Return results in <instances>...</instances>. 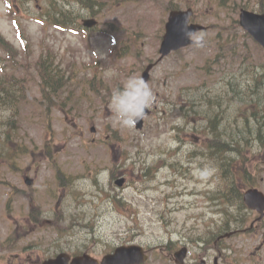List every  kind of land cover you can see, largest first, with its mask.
Segmentation results:
<instances>
[{
  "label": "rangeland",
  "instance_id": "rangeland-1",
  "mask_svg": "<svg viewBox=\"0 0 264 264\" xmlns=\"http://www.w3.org/2000/svg\"><path fill=\"white\" fill-rule=\"evenodd\" d=\"M53 1L0 0L2 93L13 96L7 99L12 102L0 105V189L19 184L20 176L9 168H40L51 184V174L61 169L68 219L64 231H56L58 226L43 214L37 231L24 219H4L0 205V264H20L17 256L30 258L26 264H39L57 248L78 252L85 242L102 256L128 240L147 248L144 264H175L167 253L179 247L182 236L189 253L195 254L199 245L214 246L224 236L229 264L259 259V240L252 232H236L249 227L251 219H238L243 208L238 202L227 206L222 193L228 190L223 172L229 166L240 190L256 186L264 191V141L256 138L249 120L244 123L243 115L250 116L256 106L234 98L220 72L230 67L228 62L249 74L264 63L262 47L235 22L242 8L262 13L264 0H96L92 10L75 0H57L80 14L79 23L97 20L89 34L58 30L45 22L43 13ZM175 9L194 10L192 22L206 27L195 34L203 41L170 54L145 81L144 66L157 59L164 25ZM226 34L235 37V62L229 56L225 63H215L216 50L231 45L221 39ZM47 54L73 79L68 86L55 91L43 87L37 62ZM129 78L146 82L156 98L140 130L122 126L110 104L113 92ZM206 93L212 99L208 120L194 112L207 110L209 103L200 100ZM191 99L198 103L193 110ZM205 123L217 124L218 133L237 139L236 132L249 131V138L238 141L249 146L240 153L214 152L207 158L213 152L210 144L220 143V137H213ZM244 124L250 128L245 130ZM13 147L15 158H4ZM46 155L50 159L44 160ZM120 175L125 183L117 185ZM43 192L41 188L35 199L42 207L47 196ZM22 232H27L23 240L4 246L5 238L15 241ZM193 238L199 245L191 244Z\"/></svg>",
  "mask_w": 264,
  "mask_h": 264
},
{
  "label": "flooded vegetation",
  "instance_id": "flooded-vegetation-1",
  "mask_svg": "<svg viewBox=\"0 0 264 264\" xmlns=\"http://www.w3.org/2000/svg\"><path fill=\"white\" fill-rule=\"evenodd\" d=\"M0 44L2 45L3 42H0ZM43 154L44 153H42V155ZM48 159H50V157L46 155L44 160H48ZM8 170L12 172L15 171V175L18 174L20 176V179L18 185L9 186L10 190L6 191L5 189L4 190L0 189V205L3 207L2 208L3 212L1 211L3 218L24 219L25 222L36 226V230L39 231L37 224L40 221L38 219H43V214H46L48 216V219H52L55 227L58 226V230L56 229V231H59V228L61 229V231H64L65 227L63 226V221L64 219H68V217H67V209L66 206L64 205V196L67 193V187L65 186V178L63 177V173H62L63 171L59 169L60 173L58 172L57 174L54 172L53 174H51L54 180V183L51 184L47 182L45 174H39V171L41 170L40 168H35V169L22 168L20 170H14L9 168ZM45 170L48 169L45 168ZM38 181H40V183H38ZM7 185L8 184H6L5 187H7ZM37 186H40L42 190L45 191L43 192V195L44 194L47 195L43 197L44 198L43 207L38 205L35 201L38 191L41 190V188L36 189ZM10 192H13V194ZM52 202H54L53 207L51 206ZM5 204H8V208H5ZM15 208L16 211H14ZM244 211H245V215L238 217V219H246L245 222L251 219L249 223L250 226L237 229L236 232L238 233L252 232L255 237V240H259L257 249L260 252L259 259L254 261L248 260L247 262L248 264H264V215L261 216L256 210L245 209ZM60 223H62L61 227L59 225ZM25 234H27V232L19 233L18 236L14 239L15 241H11L10 238H5L3 240L5 241L4 246L7 245L11 246L14 242L18 241L19 239L23 240ZM220 237L221 236H219L216 239V243L214 244V246L212 245L208 247L200 246L198 242L194 243V239H193L191 241V244L193 246L197 244L200 247V249H198L197 252L193 254V253H189V250L187 248V245L189 243H187L184 240L185 237L182 236V238H180L179 240L180 244L177 249L185 248L186 253L183 258H180L178 263L175 261V259H173L176 262L175 264H229L228 254H230L229 252L230 248L223 242L224 238L221 239ZM127 244L141 245L139 242L129 241V240ZM51 247H54V245H52ZM58 249L59 248H57L56 249L57 251L55 250L54 252H52L51 255L47 256L45 259L54 257L61 252L67 253L70 256V258L82 254L91 255L92 257H95L99 260L101 258L100 257L101 255L99 256L94 254L93 252L94 246L88 242L83 243L82 249L79 250L78 252L71 251L68 248L62 249L61 251H58ZM144 249L147 250L146 247H144ZM112 251L106 252L105 254L111 253ZM211 252L214 253L213 257ZM172 254L170 252L167 253V255L170 256ZM104 255H102V257ZM17 258L19 261H21L20 264H26L25 263L26 261H30V258L28 259L26 258L24 260L21 259L19 256H17ZM43 260H41L39 264H41Z\"/></svg>",
  "mask_w": 264,
  "mask_h": 264
},
{
  "label": "trees",
  "instance_id": "trees-1",
  "mask_svg": "<svg viewBox=\"0 0 264 264\" xmlns=\"http://www.w3.org/2000/svg\"><path fill=\"white\" fill-rule=\"evenodd\" d=\"M75 2L78 3L79 6H81L82 8H87L90 10H92L94 6L98 5V2L96 0H75ZM260 9L264 12V1L260 3ZM78 16L79 15L77 13H74L73 11H69L68 9L63 8V6L57 4L56 1H53L51 2L50 6L46 9L43 18H45L46 20H49L51 23L55 25H66V24H73L78 18ZM235 22L238 23L237 20H235ZM244 35L248 37L247 34H244ZM231 42H234V40L230 39L228 41V43H231ZM225 47H227V44L224 46V48ZM227 50L228 49L225 48L223 49V52L226 53ZM259 68L258 67L255 68L253 66L251 74L246 72V77L244 79L243 84L235 83L234 81H229L230 82L229 84L231 85L230 87L231 92L234 93L233 94L234 98L248 100L249 102H251V105L253 107L256 106L255 107L257 108L256 111H253L250 116L243 115V118L245 119L244 123L248 122L249 120L250 124H252L250 127H253L255 129L253 133H255V135L257 136L256 138L259 139L261 143H263L264 141V92L262 91L261 87H263L264 89V63L261 66H259ZM48 70L50 71L49 68ZM251 76H253L252 80H251ZM51 81L53 85L56 87L61 85L59 83V80L57 78H52L51 75L50 76L48 75L46 78H44V82L47 84H50ZM1 88H3V85L0 80V90ZM9 96L10 98H13V96L10 93L9 95L8 93H0V105L1 106H5L11 101V100H7L9 99L8 98ZM203 99L209 103L205 105L207 110L202 109V113H200V111H195V110L194 112L196 114L201 115L204 120H208L209 119L208 110L212 109V107H208L212 103L211 95L207 93L206 96L204 95ZM200 100H202V96ZM200 100H199V103L202 104ZM197 104H198L197 101L191 99L190 108L193 110V106L194 105L196 106ZM205 126L210 129L211 135L213 137L215 138L220 137L219 138L220 143L210 144V147L208 148V150L213 151V152H209L210 154L207 158L213 157L214 152L221 153L224 151H229V152L240 153L242 151V148L249 146L246 142L243 145L238 142L239 140H242V139L244 140V139L249 138V136L251 135L249 131L246 132L248 134H245L242 132L241 133L236 132V135L239 137V139H237V137L231 135L230 133H226V132L218 133V131L220 132L221 129L217 127V124L213 123V127H211L210 125H207L205 123ZM244 126L246 127L245 130H248V128H250L248 127L247 124H244ZM223 136L228 137L227 142H225L222 139ZM11 151L16 152L17 147H13L11 149L7 148L6 150V152H11ZM204 156H206V154ZM214 158H218V155L214 156ZM232 168H233L232 166H229L223 172V176L227 178V181H225V183L228 186V190L222 193V196L225 200L224 203L227 206H230V205L233 206L235 203L238 202L237 206L241 208L243 206L242 199H241V190L239 189V187H237V183H236L237 181L233 178L234 173L232 171Z\"/></svg>",
  "mask_w": 264,
  "mask_h": 264
},
{
  "label": "water",
  "instance_id": "water-1",
  "mask_svg": "<svg viewBox=\"0 0 264 264\" xmlns=\"http://www.w3.org/2000/svg\"><path fill=\"white\" fill-rule=\"evenodd\" d=\"M193 14L192 9L186 11L172 10L169 13L168 20L165 23V33L162 38L159 52L161 57L167 55L171 50H177L181 47L195 43L188 36L185 35L186 31L195 33L204 29L202 25L196 23H189L190 17ZM187 19V29L185 28V20ZM95 24L94 20L84 22L85 26ZM239 24L246 30L253 39L264 48V13H256L246 9H241L239 15ZM152 65H148L143 72L145 80L149 77V70ZM137 128L142 127V119L136 123ZM122 179L117 181V185L122 184ZM260 193L251 189L244 194V201L251 209L257 208L261 210L259 205L258 195ZM183 254V252H181ZM146 257L142 256L141 248L137 246H124L118 247L113 254L104 257L102 264H138L145 260ZM69 260L68 255L60 254L55 259H50L43 264H67ZM71 264H98L95 260L86 257H79L72 260Z\"/></svg>",
  "mask_w": 264,
  "mask_h": 264
},
{
  "label": "clouds",
  "instance_id": "clouds-1",
  "mask_svg": "<svg viewBox=\"0 0 264 264\" xmlns=\"http://www.w3.org/2000/svg\"><path fill=\"white\" fill-rule=\"evenodd\" d=\"M188 21L185 20L187 29ZM185 35L190 39L195 38L196 43L203 41V36H196L191 31ZM156 103V98L150 86L143 80L129 78L122 89L113 92L110 100L111 106L124 127H134L145 115V109Z\"/></svg>",
  "mask_w": 264,
  "mask_h": 264
}]
</instances>
